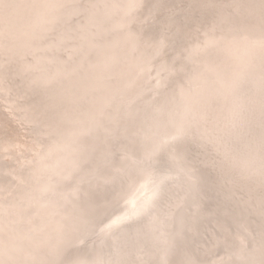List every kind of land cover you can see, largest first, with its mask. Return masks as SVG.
Returning a JSON list of instances; mask_svg holds the SVG:
<instances>
[{
    "label": "bare ground",
    "instance_id": "1",
    "mask_svg": "<svg viewBox=\"0 0 264 264\" xmlns=\"http://www.w3.org/2000/svg\"><path fill=\"white\" fill-rule=\"evenodd\" d=\"M166 1L0 0V264H264V0Z\"/></svg>",
    "mask_w": 264,
    "mask_h": 264
},
{
    "label": "rangeland",
    "instance_id": "2",
    "mask_svg": "<svg viewBox=\"0 0 264 264\" xmlns=\"http://www.w3.org/2000/svg\"><path fill=\"white\" fill-rule=\"evenodd\" d=\"M186 0H167L166 1V3H165V9H168V8H171V7H174L175 5H177V6H179V10H178V12L180 11V10H182L179 14H177L176 15V17L177 18H181V20L180 21H178V22H176L175 23V25H178L179 27H180V29H181V23H183L185 20H186V22H184V25L185 26H183V31H181V34L183 35V37L180 39V44H182V46H183V43H185L186 41H187V39L188 40H191L192 38V34H193V32H194V30H195V28H196V33L199 31V30H201V28H202V26L203 27H205L206 25L205 24H199L198 25V23H199V20H201V19H203L204 18V15H202V14H200L199 12L197 13V6L198 5H196V3H195V0H189V6H190V10H191V12H187L184 8H185V6L187 5L186 4V2H185ZM185 2V3H184ZM188 2V1H187ZM192 5H193V7L194 6H196V8H195V11H193L192 10ZM184 12L187 14V18L185 19V15H184ZM176 13V12H175ZM190 14V15H189ZM190 19V21L189 22H187L188 20ZM157 28V26H155V28L153 29V30H155ZM207 29V28H206ZM176 35V34H175ZM174 35V37H178L177 35L175 36ZM173 37V38H174ZM176 39H178V38H176ZM171 53V54H170ZM173 55H176V51L175 52H173L172 50L169 52V57H172ZM160 60V59H159ZM159 60H158V64H159ZM157 64V65H158ZM155 65V64H154ZM157 65H155V66H153L154 67V69H156V67H157ZM150 69H152L151 67H150ZM150 75V73L147 75V76H149ZM183 75H182V72L181 73H179V74H177V76H176V80L178 81V80H180L181 78L180 77H182ZM149 79H150V77H149ZM169 80H172V79H169ZM156 81V79L154 78V80L152 81V84H154V82ZM141 82H142V80H141ZM140 82V83H141ZM174 82L175 81H171V84L173 85L174 84ZM139 83V84H140ZM145 85V84H144ZM141 86V85H140ZM140 88V87H139ZM164 89H167V87H165ZM159 93H160V91L158 92V96H159ZM161 94V93H160ZM161 96V95H160ZM143 99H142V101H141V103L142 102H145V101H147L148 99H149V95H145L144 97H142ZM162 98V97H161ZM160 98V99H161ZM159 99V100H160ZM164 100L165 99H162V100H160L159 102H157V103H154V102H156V100L153 102V104H152V108H153V110H155V111H161V112H163V110H162V108L160 107V105H161V103L162 102H164ZM157 109V110H156ZM167 113L168 112H164V114L163 115H161V116H159V118L158 119H160V120H162V119H164V116H166L167 115ZM1 115H2V113H0ZM16 119V118H15ZM14 119V120H15ZM2 120H4L5 121V126H7L8 127V123H7V121L4 119V117H3V119ZM11 120H13V118L11 119ZM17 122H19V120H16ZM16 122V123H17ZM22 124H24V123H22ZM25 125V124H24ZM1 127H2V125H0V129H1ZM10 128V127H9ZM21 128V127H20ZM6 129V128H5ZM10 130L11 131H7L5 134H3V132L2 131H0V148H4V146H5V143H13L10 147H9V151H7L4 155H3V158H9V155L10 154H12V153H14V154H17V149H19L20 148V145H22L23 144V141L20 139V138H18L17 136H15L14 135V133H18L20 136H21V132L20 131H16V128H13V129H11L10 128ZM16 132H15V131ZM23 132H28V130H26V131H24L23 129H22V134H23ZM33 134V133H32ZM31 134V135H32ZM5 135H8V138H6L7 136H5ZM4 136V137H3ZM11 136H14V138H16V140H14V142H10L9 140H7V139H9V138H11ZM34 136V135H33ZM22 137V136H21ZM6 139L5 141H4V139ZM23 139V138H22ZM35 141H36V136H35ZM35 141H32V142H35ZM25 143H29V145H33V143L32 144H30V141L29 140H27V141H24ZM22 143V144H21ZM35 144V143H34ZM38 147V150L39 151H41L42 149V146H40L41 148H39V146H37ZM27 148H29V147H27ZM31 148V147H30ZM20 151H21V153H22V157H20V159L19 158H15V160L18 162V164L19 163H22L23 161H27L28 163H25V164H27V166H28V168L30 169V166H32V162H33V160H30V161H32V162H29V159H31V158H33L32 156H33V154L32 153H29V152H27V150L24 148V146H22V149H20ZM25 152H27L26 154H25ZM18 153H20L19 151H18ZM16 157V156H15ZM37 158H39V160H37V162H40L41 160V158H40V156L38 155L37 156ZM14 160V159H13ZM23 160V161H22ZM139 160V159H138ZM37 162L35 163V164H37ZM3 164H4V167H2L1 165H0V167H1V169H5L6 167H9V169H11V168H14V167H16V164L14 163V164H12V165H10V164H6L5 162H2ZM34 166H32V168H33ZM26 170H28V169H26ZM10 172H13V171H9V173ZM20 172V171H19ZM43 190V187L41 188V190L40 191H42Z\"/></svg>",
    "mask_w": 264,
    "mask_h": 264
}]
</instances>
